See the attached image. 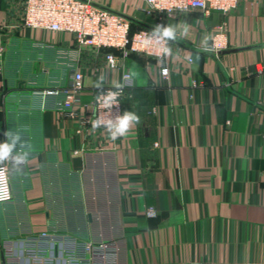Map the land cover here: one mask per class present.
Masks as SVG:
<instances>
[{
    "label": "crops",
    "instance_id": "crops-1",
    "mask_svg": "<svg viewBox=\"0 0 264 264\" xmlns=\"http://www.w3.org/2000/svg\"><path fill=\"white\" fill-rule=\"evenodd\" d=\"M91 1L131 17L134 29L171 25V54L162 63L133 54L112 68L105 50L81 49L70 33L12 28L24 0H0V143L10 130L32 146L26 164L3 163L14 198L0 203V264L7 247L31 264L29 249L58 253L75 239L107 245L95 264H264V0L209 14H152L146 0ZM219 26L227 48L215 53ZM65 67L84 73L83 104L102 75V87L116 86L129 71L135 85L124 112L140 122L115 141L105 129L80 131L83 108L61 114L62 97L47 93L68 82L57 70ZM77 156L81 171L73 168ZM90 165L99 172L97 216H88L92 230L74 234L54 220L51 176L84 174Z\"/></svg>",
    "mask_w": 264,
    "mask_h": 264
},
{
    "label": "built area",
    "instance_id": "built-area-1",
    "mask_svg": "<svg viewBox=\"0 0 264 264\" xmlns=\"http://www.w3.org/2000/svg\"><path fill=\"white\" fill-rule=\"evenodd\" d=\"M242 0H146L149 5V12L152 14H173L201 10L206 14L212 10H220L228 13L237 8ZM2 24V23H1ZM0 24V25H1ZM158 24H160L158 22ZM6 25L3 26V28ZM2 28V27H1ZM2 28V29H3ZM14 29H43L53 32H66L74 36L75 42L79 48L94 47L98 50H107L105 58L112 68H123V61L132 54H143L150 57L162 59L161 53L156 48H145L141 43L145 34H150L153 30L141 28L132 32V22L127 18L114 14L104 8L95 5L91 0H24L21 19ZM226 28L217 27L212 37L211 50L215 53L227 48ZM3 36L0 34V55L4 52ZM169 47L168 40L166 42ZM167 74H163V70ZM264 71V65L260 67ZM1 72V69H0ZM164 79H168L170 71L168 68L162 69ZM119 85H123L122 93L119 95V106L113 107L112 114H123L124 100L129 91L134 87L135 80L132 74L123 69L122 78ZM85 89L84 73L81 70L71 72L68 82L47 90L50 95L62 97L58 104V111L61 114H67L70 117L78 115L77 109L83 108V114L80 117V131L85 128L90 133H97L98 129H92V119H95L94 112L99 115L104 109L100 108L97 102V95L101 90L117 91L116 86H105L94 93L90 104H83V91ZM75 155H80V151H74ZM5 169L6 184L9 198L0 201V203H9L13 200V190L10 177V169L7 164L0 165ZM154 209L148 210L149 216H154ZM107 245L96 243L87 239H75L71 246L59 250L32 248L29 249L28 258L31 264H95V256L98 249L105 250ZM15 249L7 247L5 256L7 264H21L14 259Z\"/></svg>",
    "mask_w": 264,
    "mask_h": 264
},
{
    "label": "clouds",
    "instance_id": "clouds-1",
    "mask_svg": "<svg viewBox=\"0 0 264 264\" xmlns=\"http://www.w3.org/2000/svg\"><path fill=\"white\" fill-rule=\"evenodd\" d=\"M185 32L187 29L185 28ZM176 37L175 29L169 25L163 27L157 25L155 30L150 34H145L142 38L141 43L147 48H156L161 53V56H167L171 54V48L165 46L167 40H174ZM205 39H209L207 36ZM162 63V59L159 60ZM163 74H167V70H163ZM105 77L102 75L99 78L96 87L102 89V84ZM117 91L101 90L97 95V102L100 104V108L104 109L99 115L94 112L95 119H92V129L96 130L103 127L109 134L110 138L115 141L119 137L126 136L130 129L140 122V117L132 111H125L123 114H116L113 116V107L119 106V95L122 93L123 85H116ZM6 140L0 143V164L5 161H10L14 165L26 164L29 157V151L24 150L25 146L32 151L31 144L26 141H22L19 132L14 136L13 133L8 130L4 133ZM19 144V149L17 145ZM9 198V193L6 184L5 169L0 168V201Z\"/></svg>",
    "mask_w": 264,
    "mask_h": 264
},
{
    "label": "rangeland",
    "instance_id": "rangeland-1",
    "mask_svg": "<svg viewBox=\"0 0 264 264\" xmlns=\"http://www.w3.org/2000/svg\"><path fill=\"white\" fill-rule=\"evenodd\" d=\"M57 70H60L62 80L70 77L71 69L69 67ZM24 71L25 69H21V74ZM36 71L39 72L40 68L38 67ZM98 179L99 172L92 165L84 174L54 172L51 176L52 186L50 192L52 205L57 209V212L54 213V220L60 222L59 219L63 218V222L68 225V230L74 234L80 231L92 230V223L90 224L88 216L91 215L92 220L97 216L91 206L93 191L99 185ZM60 185L63 187L61 192L58 190V187H61Z\"/></svg>",
    "mask_w": 264,
    "mask_h": 264
},
{
    "label": "water",
    "instance_id": "water-1",
    "mask_svg": "<svg viewBox=\"0 0 264 264\" xmlns=\"http://www.w3.org/2000/svg\"><path fill=\"white\" fill-rule=\"evenodd\" d=\"M95 5L100 6V7L104 8L105 10H108V11L114 13V14H117V15L123 16V17L127 18L128 20H130L131 22L134 21V19H132L131 17H129V16L123 14V13H120V12H118V11L112 10V9H110V8H108V7H105V6L99 5V4H97V3H95ZM146 29L153 30V31L155 30L154 27H148V28H146ZM73 168H74V170H76V171H81V170L84 169V159H83V157H81V156H77V157H74V158H73Z\"/></svg>",
    "mask_w": 264,
    "mask_h": 264
},
{
    "label": "trees",
    "instance_id": "trees-1",
    "mask_svg": "<svg viewBox=\"0 0 264 264\" xmlns=\"http://www.w3.org/2000/svg\"><path fill=\"white\" fill-rule=\"evenodd\" d=\"M135 30H136V29H134L133 24H132V32L135 31ZM105 51H107V50H105ZM132 55H133V54H132Z\"/></svg>",
    "mask_w": 264,
    "mask_h": 264
}]
</instances>
